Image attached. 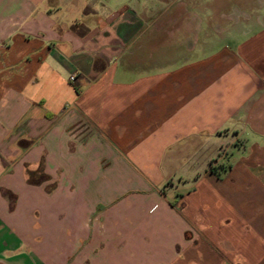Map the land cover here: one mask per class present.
Instances as JSON below:
<instances>
[{"label": "crops", "instance_id": "1", "mask_svg": "<svg viewBox=\"0 0 264 264\" xmlns=\"http://www.w3.org/2000/svg\"><path fill=\"white\" fill-rule=\"evenodd\" d=\"M0 264H264V0H0Z\"/></svg>", "mask_w": 264, "mask_h": 264}, {"label": "built area", "instance_id": "2", "mask_svg": "<svg viewBox=\"0 0 264 264\" xmlns=\"http://www.w3.org/2000/svg\"><path fill=\"white\" fill-rule=\"evenodd\" d=\"M74 80H76V75H75V74H72V75L70 76V81H74Z\"/></svg>", "mask_w": 264, "mask_h": 264}]
</instances>
